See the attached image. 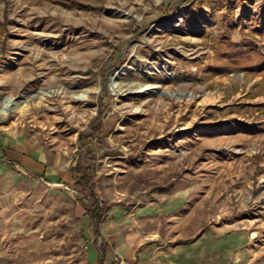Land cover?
<instances>
[{"label": "rangeland", "instance_id": "obj_1", "mask_svg": "<svg viewBox=\"0 0 264 264\" xmlns=\"http://www.w3.org/2000/svg\"><path fill=\"white\" fill-rule=\"evenodd\" d=\"M257 13L264 0H0V109L26 104L0 111V137L11 124L46 155L45 173L0 162V264H96L103 242L113 264L107 229L154 261L264 264ZM88 165L108 205L96 238L75 185Z\"/></svg>", "mask_w": 264, "mask_h": 264}, {"label": "crops", "instance_id": "obj_2", "mask_svg": "<svg viewBox=\"0 0 264 264\" xmlns=\"http://www.w3.org/2000/svg\"><path fill=\"white\" fill-rule=\"evenodd\" d=\"M259 12H261L259 10ZM257 13L255 16H250L251 18H258L259 26L263 24L264 26V17H261V13L258 15ZM6 131V135L4 137H0V162L3 163H18L19 165L23 166L24 168L36 172V173H45V164H46V155L43 150H32L31 152L26 151V145L24 144L25 140L23 138L19 139L16 138L17 133L13 131V127L10 124ZM11 142V143H8ZM52 169L48 171V174L51 176L53 175ZM67 178V176H64ZM64 178V179H65ZM107 241L112 244V248L115 250V253L121 256L124 260L129 259L132 260L131 264H179L178 262L172 261L165 256L164 253L160 249L156 250L157 252L153 257H161L163 255V259L160 261H154L152 259L151 254L148 253V249H140L139 251L136 249L137 244L134 242V236L127 234L126 236L119 235L117 231L114 229H107ZM98 237L95 236V238ZM104 246V253L106 249V243L103 242ZM101 245V246H102ZM100 249V248H98ZM97 249V250H98ZM188 250V249H187ZM99 253V250H98ZM161 253V254H158ZM102 255V256H103ZM97 258V257H96ZM96 260V259H95ZM103 264V258H102ZM156 262V263H155ZM186 264V263H181ZM190 264V263H187Z\"/></svg>", "mask_w": 264, "mask_h": 264}, {"label": "trees", "instance_id": "obj_3", "mask_svg": "<svg viewBox=\"0 0 264 264\" xmlns=\"http://www.w3.org/2000/svg\"><path fill=\"white\" fill-rule=\"evenodd\" d=\"M233 48H237L235 43H232ZM89 161V160H88ZM75 185L83 186L87 189L86 196L90 199L87 204H83L84 215L87 217L88 226L91 229L92 235L97 236V225L101 221L104 216L106 210L108 209V205L103 204L102 200L98 198L92 188V169L91 165H88L81 172L78 179L75 181ZM189 240L181 241L182 243H186ZM99 250L98 256L96 258V264H102V255L104 253V246L102 245Z\"/></svg>", "mask_w": 264, "mask_h": 264}, {"label": "bare ground", "instance_id": "obj_4", "mask_svg": "<svg viewBox=\"0 0 264 264\" xmlns=\"http://www.w3.org/2000/svg\"><path fill=\"white\" fill-rule=\"evenodd\" d=\"M125 71V67H118L117 69H115L111 75H110V79H109V87L111 88V91L113 93H119L121 91V89H123V86H121L119 83H118V80H119V76ZM128 87V85H126ZM151 86L150 85H143V86H140L138 90L140 89H146V88H150ZM87 95L86 91H82V92H79L77 94H74L73 97H76V98H85ZM26 104H23L22 106H25ZM18 104L17 101H15L12 97H5L2 101V106H1V109L0 111L3 113V114H6L8 111H11V110H16L17 108L19 107H22Z\"/></svg>", "mask_w": 264, "mask_h": 264}, {"label": "built area", "instance_id": "obj_5", "mask_svg": "<svg viewBox=\"0 0 264 264\" xmlns=\"http://www.w3.org/2000/svg\"><path fill=\"white\" fill-rule=\"evenodd\" d=\"M113 264H129L126 260H124L122 257H120L119 255H115L113 257Z\"/></svg>", "mask_w": 264, "mask_h": 264}, {"label": "water", "instance_id": "obj_6", "mask_svg": "<svg viewBox=\"0 0 264 264\" xmlns=\"http://www.w3.org/2000/svg\"><path fill=\"white\" fill-rule=\"evenodd\" d=\"M110 78H108V80H109ZM254 232H249V234H248V236H249V238H253L254 237Z\"/></svg>", "mask_w": 264, "mask_h": 264}]
</instances>
